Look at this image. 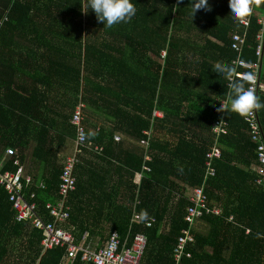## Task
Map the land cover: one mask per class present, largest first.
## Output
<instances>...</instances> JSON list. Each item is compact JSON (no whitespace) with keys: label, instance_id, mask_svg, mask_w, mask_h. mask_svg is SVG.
Wrapping results in <instances>:
<instances>
[{"label":"trees","instance_id":"16d2710c","mask_svg":"<svg viewBox=\"0 0 264 264\" xmlns=\"http://www.w3.org/2000/svg\"><path fill=\"white\" fill-rule=\"evenodd\" d=\"M131 2L136 15L108 28L89 9V0H0L6 8L0 14V157L7 149H24L27 137L36 134L35 159L52 164L44 146L53 140L52 134L76 137L71 119L79 104L83 115L92 111L105 117L108 126L84 116L87 146L77 156L93 152L94 145L102 147L95 157L115 165L116 177L125 175L128 202L112 204L110 194L98 187L102 194L87 196L79 178L67 198L69 219L60 227L80 229L73 234L78 241L84 232L103 240L112 232L122 239L144 234L142 264H174L173 248L188 227L187 189L179 185L200 187L206 155L217 148L221 156L212 163L215 175L206 179L204 192L221 216H203L207 231L192 230L194 243L187 246L191 258L180 264H264V177L253 170L259 168L257 146L245 115L231 111L228 79L214 71L217 63L231 65L236 72L244 70L235 65L237 60L258 61L264 0H250L252 12L243 17L249 19L248 28L239 23L243 18L230 16L229 0H208L211 10L200 9L193 18L191 0ZM234 34L245 36L240 55L232 49ZM262 46L259 85L264 87V40ZM16 73H25L31 81L26 100L12 88ZM257 97L264 103L260 88ZM223 102L224 111H218ZM39 110L49 119L37 117ZM255 112L264 139V108ZM216 124L224 125V134L212 132ZM158 131L165 137H155ZM118 132L138 143L122 158L115 155L122 147L121 139L114 138ZM141 140L149 142L146 149L139 145ZM16 170L9 160L1 172ZM52 170L53 176L42 182L45 188L33 184L24 191L27 199L35 195L32 201L46 222L51 218L45 206L58 198L62 166ZM135 173L141 174L139 186L132 183ZM134 210L141 217L136 224L131 223ZM15 216L0 188V264H60L65 249L43 252L42 233ZM150 219L155 222L147 227ZM105 224L107 236L100 228ZM162 225L168 226L166 234L160 233ZM80 258L73 264H84Z\"/></svg>","mask_w":264,"mask_h":264},{"label":"built area","instance_id":"2783aa9c","mask_svg":"<svg viewBox=\"0 0 264 264\" xmlns=\"http://www.w3.org/2000/svg\"><path fill=\"white\" fill-rule=\"evenodd\" d=\"M259 24L264 27V18L259 19ZM245 28L249 26V19L243 18L239 21ZM245 36L234 34L232 36V49L238 55L241 54L244 45ZM264 29L257 35L259 46L257 47V57L259 58L256 63L249 64L244 61L237 60L235 65L238 68L244 69L243 71L234 72L232 80L238 79L246 82L247 88L251 87L257 96L259 85V74L261 69L260 58L263 50ZM1 43V38H0ZM253 75L254 80L248 81L247 77ZM232 81L228 79V87L231 88ZM225 107V103H222ZM84 106L79 104L75 109L74 115L71 119V124L75 127V154L67 158L62 165L60 175V183L58 187V198L54 203H48L45 209L51 218L50 222H46L43 217L38 213L37 205L32 201L35 195L32 193L29 199L25 197V188L32 185V179L25 177L23 169L20 166L16 152L13 149H7L6 155L11 157V162L17 167L15 172L5 171L0 172V188H3L12 204L15 211V220L17 222H29L35 229L42 233L41 246L43 252L50 251L54 248L65 249L66 255L60 264H73V262L80 255V260L84 264H142L143 256L147 247V237L144 234H136L132 238L127 236L122 239L117 232H112L103 248L94 249L88 244V235L84 234L81 240L78 241L75 236L66 231L61 224L66 222L70 216V207L67 204L68 196L76 190V178L74 175L75 168L78 164L77 154L81 149L87 146V135L85 128L82 124L84 115L82 108ZM156 115V113H155ZM245 120L248 122L252 132V138L257 146V156L259 163V173L264 177V139L261 137L260 124L257 120L255 110L245 115ZM224 126V125H223ZM223 126H216L212 132L220 135L224 134ZM150 136L149 132H146ZM119 141L118 136L114 137ZM140 146L147 148L149 142L141 140ZM102 149L96 151L100 152ZM221 153L217 148L212 149L206 155V176L203 184L200 187L192 188L188 193L189 206L186 208V215L184 221L188 227L181 231V235L177 238V243L172 251V260L174 264H180L183 258H191V254L187 252V246L194 243V235L192 230L195 224L203 218V216H221V210L216 207L209 206L204 189L206 187V179L215 175V170L212 163L215 159L220 158ZM149 160V157H146ZM144 170H148L144 168ZM141 177V176H140ZM261 183V180H259ZM39 188H45L43 183L39 184ZM137 203V202H136ZM140 215L134 210L131 223H138ZM232 220V218H230ZM154 219L147 222V227H151ZM249 233V230L246 231Z\"/></svg>","mask_w":264,"mask_h":264},{"label":"crops","instance_id":"0c3cea01","mask_svg":"<svg viewBox=\"0 0 264 264\" xmlns=\"http://www.w3.org/2000/svg\"><path fill=\"white\" fill-rule=\"evenodd\" d=\"M251 8L253 9L252 5L250 4ZM252 12V11H251ZM263 71H264V65H263ZM11 74L9 73V77ZM13 76V85L12 88L18 89L20 94H22L23 98L26 100V98H28L29 93H30V89H31V81L29 80V78L26 76V74H12ZM261 90L264 91V87L260 86ZM57 95V99L59 100L60 98V92L57 91V93L55 94ZM49 102V104H51V100L47 99ZM47 101L44 102V104H48L46 103ZM69 102L71 103V101L69 100ZM59 103V102H57ZM63 103V102H62ZM57 107H59V104H55ZM64 106H62L63 108L68 107L70 104L68 103L67 106H65V104H63ZM186 106H189L186 103ZM60 108L56 109L55 111H59ZM67 111H70V108L66 109ZM25 112V111H23ZM92 112V111H91ZM87 113L85 112L84 116L86 119L97 123L99 126H103V125H107L108 123L105 119V117L102 116H98L96 114L93 113ZM37 117H39L40 119H43L45 121V119H49V114L46 112V114H44L41 110L38 111V113L35 114ZM156 117L158 118H162V114L161 113H156ZM31 120V119H28ZM35 126L37 124H34ZM164 132H160L158 131V133H155V137H161L160 134L165 137L163 135ZM52 141L51 142H47L45 144V152H48V158L51 160L52 164H45L43 161L41 163L37 162L38 160L35 159L36 155H35V149L37 147V140H36V134L35 135H30L27 137V142L28 145L25 146L24 149L20 150L18 149L16 152V156L19 160L20 166L23 169V173L25 177H30L32 179V185H39L40 183L44 182V179L49 178L52 175L53 172V168L55 169H60V166H62L64 164V162L66 161L67 158L72 157L75 151V137L74 134L73 135H67L65 137L60 138L59 134H52ZM115 136H118L121 139L122 143V147L120 150L115 152V155L117 157L122 158V155L125 154V152L127 151H131V149H133V147H138V143L130 138L125 136L122 133H116ZM170 138V136L168 137ZM38 139V138H37ZM140 145V144H139ZM93 145L90 144V147H92ZM94 150H92L93 152L91 153H86V152H82L80 158L78 159V166L76 167L75 172V178L76 180L78 179L79 182V178H80V185L83 184L84 187L87 188V196L90 197L93 194H102V190H96L97 187L98 188H102L104 191L106 190V193L110 194L111 196V203H115V202H119V203H123L125 204L126 202H128V189L127 187V181L125 179V175L123 173H121V177H116V175H118L116 172V169L113 168V166H109L108 162H103L98 160L95 155L96 153L99 154L100 152L96 151L102 147H100L99 145H94ZM0 154H2V148L0 147ZM11 160V157L6 155V151L4 152V154L0 157V172L3 169L4 165ZM113 161H115L113 159ZM116 164V163H114ZM52 165V166H51ZM260 168L258 167H253V170L259 173ZM106 170H108V172H106ZM88 176H90V178L88 179ZM103 176H107V181L104 183L103 180ZM141 174L140 173H135L134 178L132 180V183L136 186H139L140 181H141ZM84 181V183H83ZM89 181V182H88ZM87 182V183H85ZM176 182L178 183V181L176 180ZM77 183V181H76ZM180 187H184L187 189L185 194H188L190 192V190L192 189L189 186H186L185 184L181 183V185H179ZM105 195V194H104ZM176 195V193H175ZM172 196V200L170 202V205H168V209L169 212L171 213L170 209L173 208V206L176 203V197ZM110 200H109V204H110ZM172 204V206H171ZM110 207V205H109ZM79 219V218H78ZM166 219H168V217H166ZM166 224V223H165ZM77 225H79V223L77 222ZM74 226V225H73ZM100 228H103V232H105V236L108 235V231H109V225L105 224V225H100ZM80 229L76 228L75 226L70 228L69 231L72 234H80L79 232ZM193 230H195L197 233H206L207 231V226L206 224L202 221V219L200 221H198ZM168 232V226L167 225H162V229L160 231V233L166 234ZM87 234L88 235V244H90V246L94 249H100L103 248L107 242V238L106 239H102L101 237H95V238H90V235L88 232H84L82 233ZM82 235V236H83ZM76 238V237H75ZM77 239V238H76ZM81 240V238H80ZM79 240V241H80ZM172 258V256H171Z\"/></svg>","mask_w":264,"mask_h":264},{"label":"clouds","instance_id":"9594fccd","mask_svg":"<svg viewBox=\"0 0 264 264\" xmlns=\"http://www.w3.org/2000/svg\"><path fill=\"white\" fill-rule=\"evenodd\" d=\"M191 4L192 18L200 9L211 10L208 0H191ZM89 9L93 10L98 20L108 28L129 22L137 11L131 0H89ZM229 11L234 19L246 17L252 11L250 0H229ZM214 71L218 76L232 81L229 96L232 112L244 116L253 110L259 111L264 108V103L259 101L251 87L245 88L242 82L232 80L234 69L231 65L217 63ZM247 80L253 81V75H249ZM218 111H224L223 105Z\"/></svg>","mask_w":264,"mask_h":264},{"label":"rangeland","instance_id":"374dc122","mask_svg":"<svg viewBox=\"0 0 264 264\" xmlns=\"http://www.w3.org/2000/svg\"><path fill=\"white\" fill-rule=\"evenodd\" d=\"M5 5L0 4V14H5L6 13V8L4 7Z\"/></svg>","mask_w":264,"mask_h":264}]
</instances>
